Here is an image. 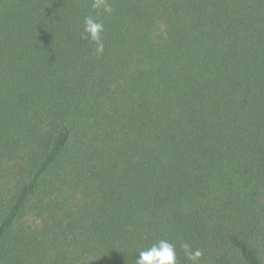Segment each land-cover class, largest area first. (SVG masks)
Here are the masks:
<instances>
[{
    "label": "trees",
    "instance_id": "trees-1",
    "mask_svg": "<svg viewBox=\"0 0 264 264\" xmlns=\"http://www.w3.org/2000/svg\"><path fill=\"white\" fill-rule=\"evenodd\" d=\"M107 2L0 0V264H264V0Z\"/></svg>",
    "mask_w": 264,
    "mask_h": 264
},
{
    "label": "clouds",
    "instance_id": "clouds-1",
    "mask_svg": "<svg viewBox=\"0 0 264 264\" xmlns=\"http://www.w3.org/2000/svg\"><path fill=\"white\" fill-rule=\"evenodd\" d=\"M92 7L97 10L103 8V11L108 14L113 11L107 0H92ZM103 32L104 24L96 16L89 15L84 18V38L90 39L94 44L93 52L95 55H102L105 51ZM180 248L190 264H199L203 255L199 249L192 248L187 242L182 243ZM135 264H179L176 246L168 240L161 239L147 249L139 250Z\"/></svg>",
    "mask_w": 264,
    "mask_h": 264
}]
</instances>
